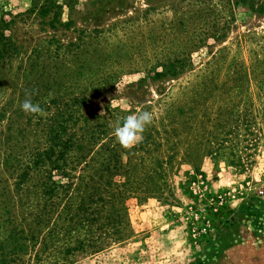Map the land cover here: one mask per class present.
<instances>
[{
  "label": "rangeland",
  "instance_id": "1",
  "mask_svg": "<svg viewBox=\"0 0 264 264\" xmlns=\"http://www.w3.org/2000/svg\"><path fill=\"white\" fill-rule=\"evenodd\" d=\"M263 2L0 0V264H264Z\"/></svg>",
  "mask_w": 264,
  "mask_h": 264
},
{
  "label": "clouds",
  "instance_id": "2",
  "mask_svg": "<svg viewBox=\"0 0 264 264\" xmlns=\"http://www.w3.org/2000/svg\"><path fill=\"white\" fill-rule=\"evenodd\" d=\"M32 93H26V99L20 107L26 114H42L43 110L31 100ZM112 104V100H111ZM104 113L102 112L101 115ZM153 115L151 112L140 111L125 116L122 122H117L113 129L116 141L125 149H130L143 139V132L151 124Z\"/></svg>",
  "mask_w": 264,
  "mask_h": 264
},
{
  "label": "trees",
  "instance_id": "3",
  "mask_svg": "<svg viewBox=\"0 0 264 264\" xmlns=\"http://www.w3.org/2000/svg\"><path fill=\"white\" fill-rule=\"evenodd\" d=\"M48 9H50V6L43 7L40 14L42 16H46ZM252 9L257 12L264 13V2L260 3L257 8L253 4ZM12 22V19H7L5 16H2L0 18V60L6 59L11 54H13L14 51L17 50V46L12 41H10V39L6 35ZM177 73V66H175V64H170L168 66H165L164 70L158 73V76L162 77L168 74L177 75Z\"/></svg>",
  "mask_w": 264,
  "mask_h": 264
}]
</instances>
